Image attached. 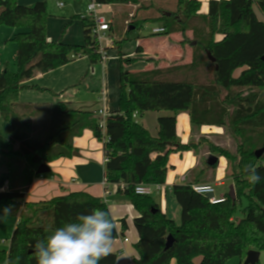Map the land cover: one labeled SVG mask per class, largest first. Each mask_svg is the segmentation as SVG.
Wrapping results in <instances>:
<instances>
[{
    "label": "trees",
    "instance_id": "trees-1",
    "mask_svg": "<svg viewBox=\"0 0 264 264\" xmlns=\"http://www.w3.org/2000/svg\"><path fill=\"white\" fill-rule=\"evenodd\" d=\"M104 4L135 5L132 18L145 12L143 21L158 22L164 32L180 33L181 46L190 44V62L173 61L167 67L156 64L150 69L132 71L129 65L142 56H129L122 47L129 33L138 27V19L128 25L127 35L115 41L120 63L118 108L104 117L98 111L67 109L65 101L52 104L24 103L20 92L27 81L38 73H46L74 59L87 56L90 63L101 61L100 45L92 33L94 21L82 16L83 43L48 40L46 0L25 5L18 0H0V24L25 25L17 32L16 71L7 65L0 71V114L9 123L10 137L6 146L0 144V206H13L17 223L8 248H0V264L6 260L18 264H36L33 245L55 228L73 221L78 214L94 208L110 209L99 196L79 190L40 201H25L26 194L42 163L70 157L75 151L73 140L86 129L102 139L105 156L104 175L110 183H126L117 193L127 197L138 215L134 225L139 233L135 243L137 264H225L232 257L244 263L251 249L264 251V21L253 0H209L207 13H201V0H175V4H157L156 0H96ZM264 12V0L258 1ZM80 16L81 13H75ZM133 28V29H134ZM188 31L192 37L187 36ZM221 35L222 38L218 39ZM137 53L144 47L138 44ZM208 52L215 58L213 62ZM204 69L202 82L193 75ZM239 73L236 74V72ZM58 93L50 88L31 86ZM149 111H169L158 117V131L153 135L139 122ZM185 111L193 126L226 128L238 139L234 149L219 145L205 137L184 143L177 133V116ZM136 114V116L134 115ZM207 144L208 152L227 160V169L234 184L236 200L229 192L221 202L212 203L195 191L193 184L211 182L214 165L207 163L193 168L187 179L174 183L171 191L180 206V221L166 212L151 194L136 193L138 184H165L172 152H183ZM256 167L261 180L252 185L243 171L244 165ZM213 177L207 179L208 172ZM8 184L4 188L5 184ZM242 197H247L244 215L235 217ZM115 220V219H114ZM122 229L114 238L124 236L128 228L125 217ZM116 223V221H115ZM173 243L165 249L167 236ZM118 252H113L100 264H115Z\"/></svg>",
    "mask_w": 264,
    "mask_h": 264
},
{
    "label": "rangeland",
    "instance_id": "rangeland-1",
    "mask_svg": "<svg viewBox=\"0 0 264 264\" xmlns=\"http://www.w3.org/2000/svg\"><path fill=\"white\" fill-rule=\"evenodd\" d=\"M39 0H18L19 3L25 5H32ZM42 1V0H41ZM48 5V15H47V37L57 38L59 39L62 34V40L70 43H82L84 41V31L82 25V16L85 14L86 6L90 0H64L65 6L59 7L57 6L55 0H46ZM161 0H156L157 4L164 5L167 2L170 4H175V0H166L160 2ZM202 1L201 11L203 12L206 9V0ZM253 7L258 11L260 10L258 7V1L253 0ZM75 2H81V15L75 16ZM132 5V4H131ZM126 5L120 4H103L98 8L97 14L104 15L108 19H112L110 29L106 31V38L102 40V45L107 48V52L110 55L115 54L117 56L118 50L115 47V41L120 40L122 37L127 35L128 25L132 20L138 19V27L131 30L129 33V39H127L122 47L125 51H134L139 44L138 40H143L144 50L148 53L147 58L149 60L147 62L150 63V67L158 66L167 67L170 65L171 61L168 60L169 54H165L161 52L160 47L169 48L179 40V42L184 39L180 33H176L175 36L172 34H152V28L159 26L158 22L150 21L146 22L142 20V17L145 15V12L139 11L137 18H132V14L135 12L136 6L132 5V7H125ZM2 7H0V10ZM28 29L25 25L19 26H8L0 24V71L7 65V67L16 71L18 69L17 65V43L13 39L14 35L17 32L26 31ZM187 36L189 38L192 37V33L188 31ZM56 39V40H57ZM180 44V43H179ZM190 44H186L185 46H180L181 52L180 56L173 61H177L178 63H186L189 59L183 57L184 51L188 48ZM191 46V45H190ZM114 47V48H113ZM159 47V48H157ZM192 48V47H190ZM184 50V51H183ZM114 55V56H115ZM137 57V55H136ZM88 58V57H87ZM143 61V60H139ZM146 61V60H144ZM172 61V62H173ZM70 63V64H69ZM67 63V69L70 70L73 67H81L84 66V72H86L89 67V58L88 59H80V57L74 59L73 61ZM108 67L104 72L106 76V83L103 87V73L101 65L102 63L95 64L94 72H87L84 77L85 80H81L78 87L81 89V95L84 98L90 99L91 102L96 103L97 101H101L99 99L104 100L107 99V103L110 106V110L116 108L118 106V97H119V74H120V63L117 59H110L105 62ZM66 65V64H65ZM64 66V65H62ZM61 67V66H60ZM59 68V67H58ZM143 68V63H134L129 65V69L140 70ZM57 69V68H55ZM55 69H53L55 71ZM52 71V70H51ZM204 69H200L199 72L193 75V79L196 81L202 82L204 80ZM49 72V71H48ZM239 71L236 72V74ZM56 74L59 72H51L50 74H46V78H51L53 81H56ZM76 89V88H75ZM104 91V92H103ZM73 92V91H72ZM48 97V94H43L42 92L32 91L27 89H22L20 92V101L22 100H30L32 102L45 100ZM260 98L264 100V89L261 91ZM169 111H149L144 116L139 117V122L144 124L147 128H149L152 132H155V126L157 125V117L162 115L170 114ZM179 126H180V138L184 143L192 141H198L201 137H205L206 139L211 140L214 143H217L222 146L229 147L230 149H234L236 144L239 142L233 135L229 133V131L224 127H210L206 125L201 126H193L188 118V114L185 111L179 113ZM10 127L9 123L1 116L0 114V144L6 146L9 142L10 137ZM99 145H101V149L99 150L101 155L103 153V141L99 140ZM198 149V153L194 152L193 149L186 150L183 152H172L169 156V168L167 174V188L166 194L164 191H152V197L156 202L161 204L163 201H167L169 205V216L173 218L174 212H176L177 208L180 209V206L171 191V187L169 186V182H177L181 183L182 176H187L190 170L193 168H200L204 166L208 161V157L210 153L208 152L207 144L196 147ZM75 153V151L73 152ZM227 160L224 156H220L219 160L216 164L214 170V179L211 182L202 183V184H213L223 180L225 183L223 185H216V196H220L229 192V187L232 184V178L229 176L230 171L227 169ZM5 169L4 165L0 164V173ZM213 177L212 171L208 172L207 179H211ZM173 180V181H172ZM178 180V181H177ZM7 183L4 188L7 187ZM116 199L118 202H127L129 201L126 196L122 194H115L109 200ZM248 199L247 197H242L238 208L235 214V217L240 219L244 215V207L247 205ZM4 207H7L6 204H2L0 206V214H2V210ZM17 223V216L11 215L6 219L0 220V248H8L10 245V241ZM130 238V244L135 242V237L131 235V232L126 233ZM122 235L118 236V239L122 238ZM225 264H240V258L235 256L227 260ZM264 264V251H262V255L260 256L259 263Z\"/></svg>",
    "mask_w": 264,
    "mask_h": 264
},
{
    "label": "crops",
    "instance_id": "crops-1",
    "mask_svg": "<svg viewBox=\"0 0 264 264\" xmlns=\"http://www.w3.org/2000/svg\"><path fill=\"white\" fill-rule=\"evenodd\" d=\"M166 1V0H164ZM160 2H163L161 0ZM202 2V1H201ZM169 3V2H167ZM206 9L201 13H207L209 8V0L205 1ZM125 7H132L131 4L126 5ZM255 9V8H254ZM256 13L258 17L264 21V12L261 10H256ZM76 13V12H75ZM112 21V19H110ZM113 22V21H112ZM160 25V24H159ZM84 31V29H83ZM173 36L176 35V33L172 34ZM222 38L221 35L218 36V39ZM57 38H51L48 37V40H56ZM139 44L144 46L143 40H138ZM70 43V42H69ZM83 43V42H82ZM180 44L179 40L175 43V45L170 46L169 48H163L160 47L161 52H164L168 56L169 61H173L176 58L180 56ZM189 45L186 51H184L183 57L188 58L187 62H190L192 59V48ZM114 48V47H113ZM159 48V47H157ZM124 53H126L129 56H147L148 53L144 50L143 53H137L136 49L134 51H125L122 49ZM182 53V52H181ZM115 54H113L114 56ZM116 56V55H115ZM80 59H88L87 56H81ZM119 60L118 54L117 57L112 58ZM98 63H102L101 61ZM137 63H143L144 69H150V63L147 61H139ZM70 64V63H69ZM68 64V65H69ZM97 64V63H95ZM95 64L90 63L89 61V67L87 68L86 72H84V66L81 69V67H73L72 69H67V64L64 66H61L57 69L46 72V73H38L36 76H34L32 79L26 82L28 87L25 89L32 90V91H38L42 92L43 94H48V97L41 101H35L32 102L30 100H21L24 103H45V104H52L56 103L58 101H65L67 104V109H75V110H83V111H104V113L108 114L118 108H113L110 110V106L107 103V99L104 98V100L99 99L101 101H97L96 103H93L88 98H84V94H81V89L78 87L79 83L83 79L85 80V76L87 72L95 71ZM101 70L103 73V87L106 83V76L104 72L107 70V66L105 63H102ZM132 71H138L132 69ZM51 72H59V74L55 76L56 81L52 80L51 78H46V74H50ZM38 85L45 88H50L54 92L58 93L57 96L52 95L49 91L46 90H39L36 88H33L31 86ZM76 88V89H75ZM73 91V92H72ZM104 92V91H103ZM83 95V96H81ZM147 113V112H146ZM145 113V114H146ZM144 114V115H145ZM188 114V113H187ZM143 115V116H144ZM189 118V114H188ZM157 119V125L155 126V132H150L153 135L157 134L158 131V117ZM190 120V118H189ZM144 125V124H143ZM145 126V125H144ZM207 126V125H206ZM216 126V125H215ZM210 126V127H215ZM177 133L180 137V126H179V114L177 116ZM73 144L75 147V153L72 154L70 157H61L53 162L48 163L51 167V171L44 173V174H37V176L34 178L33 183L30 186L29 191L26 194L25 201L31 202V201H40L45 199H50V197L58 196L62 194L69 193L71 191H87L94 196L103 197L109 205V208L111 209V213L113 218L116 221L117 229L120 232L122 229L120 219L125 217L128 228L125 230L124 236L120 239L114 238L113 243V252H118L117 261L115 264H125L128 256H137V250L135 249V243L139 240V233L134 225V218L138 215L136 209L134 206L127 201L125 202H118L116 199L109 200L113 195L117 193L115 189L113 188V185L111 183L105 184L103 183L105 175H104V164H105V152L103 149V153L101 155L100 149L101 145H99L98 138L95 137L94 133L90 129H86L81 136H77L73 140ZM103 145V144H102ZM104 148V147H103ZM191 171V170H190ZM190 173V172H189ZM188 173V175H189ZM187 176H182V180H186ZM173 181V180H172ZM176 181V180H175ZM169 182V186L172 187L174 183L177 182ZM178 181V180H177ZM223 181V180H221ZM168 182V181H167ZM225 183V182H224ZM162 190L157 191H164L166 194V188L167 184L162 185ZM224 195V194H223ZM220 195V196H223ZM161 209L163 212H166L169 215V205L168 202L165 200L161 204ZM173 218L179 222L180 221V209L177 208L176 212L173 214ZM127 232H131V235L135 237V242H132L130 244V238L126 234ZM125 238H128V240H125ZM262 255V251L260 252V256ZM122 257V258H121ZM200 258L196 259V264H199ZM172 264H175V260L172 261Z\"/></svg>",
    "mask_w": 264,
    "mask_h": 264
},
{
    "label": "clouds",
    "instance_id": "clouds-1",
    "mask_svg": "<svg viewBox=\"0 0 264 264\" xmlns=\"http://www.w3.org/2000/svg\"><path fill=\"white\" fill-rule=\"evenodd\" d=\"M243 171L250 184L260 182L261 176L255 166L246 164ZM12 213V205L4 207L0 220ZM116 230L111 209L94 208L90 213L78 214L73 221L36 240L33 245L36 264H100L113 253ZM19 259L17 257L15 262L6 260L5 264H18Z\"/></svg>",
    "mask_w": 264,
    "mask_h": 264
},
{
    "label": "built area",
    "instance_id": "built-area-1",
    "mask_svg": "<svg viewBox=\"0 0 264 264\" xmlns=\"http://www.w3.org/2000/svg\"><path fill=\"white\" fill-rule=\"evenodd\" d=\"M57 1L56 4L59 7H63L65 6V1L64 0H55ZM104 3H100L97 2L96 0H90L89 3L86 6V10L84 11V17H87L89 20L92 19L94 21V26L92 28V33L93 36L95 37V39L98 41L99 45H100V53H101V62L105 63L108 60L115 58L117 56H113L110 55L107 52V48L104 47L102 45V40L104 38H106V31H108L110 29V25H111V20L106 18L104 15H98L97 14V10L99 7H101ZM81 13V11H80ZM164 27L163 26H156L152 28V33H161L164 32ZM100 115L102 116V120H101V126L104 127V117H106V113H104V111H99ZM136 116V114H134ZM107 160V156H105V161ZM103 183L105 184H109L110 182L107 181L106 178H104ZM113 185V188L115 189V191L118 190L119 187L121 188H125L126 187V183L121 182V183H111ZM224 181H218L216 183L213 184H193L192 187L195 191L201 193V194H208V193H213V196L209 198V200L212 203H217V202H221L225 199L224 195L223 196H216V190H215V186L216 185H223ZM163 184H138L135 187V191L136 193L139 194H152V191L154 190H162ZM125 240H128V238H125ZM125 264H137V260L135 256H128L126 263Z\"/></svg>",
    "mask_w": 264,
    "mask_h": 264
},
{
    "label": "water",
    "instance_id": "water-1",
    "mask_svg": "<svg viewBox=\"0 0 264 264\" xmlns=\"http://www.w3.org/2000/svg\"><path fill=\"white\" fill-rule=\"evenodd\" d=\"M75 7V12L78 13L81 11V2H75L74 4ZM134 27L132 26V29ZM209 58L214 62L215 58L212 56L211 52H208ZM264 59V58H263ZM262 154H264V147L261 149L256 150V156L260 157ZM219 160V157L215 154H210L208 157L207 164L208 165H214L217 164ZM51 171V167L49 166L48 163H42L39 168L36 171V174H44L47 172ZM206 197L210 198L213 196V193H208L205 195ZM229 196L235 201L236 200V192L234 188V184L232 183L229 187ZM173 243V236L172 234H169L167 236L166 244H165V249L169 248ZM260 259V251L256 249H251L248 251L247 256L244 260L243 264H258Z\"/></svg>",
    "mask_w": 264,
    "mask_h": 264
}]
</instances>
